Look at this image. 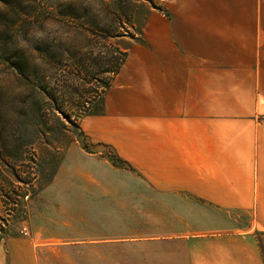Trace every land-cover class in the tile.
I'll list each match as a JSON object with an SVG mask.
<instances>
[{
  "label": "crops",
  "instance_id": "crops-1",
  "mask_svg": "<svg viewBox=\"0 0 264 264\" xmlns=\"http://www.w3.org/2000/svg\"><path fill=\"white\" fill-rule=\"evenodd\" d=\"M166 8L149 14L104 112L80 120L92 150L65 149L0 264H264V0ZM83 200L97 209L77 230L68 208Z\"/></svg>",
  "mask_w": 264,
  "mask_h": 264
},
{
  "label": "rangeland",
  "instance_id": "rangeland-1",
  "mask_svg": "<svg viewBox=\"0 0 264 264\" xmlns=\"http://www.w3.org/2000/svg\"><path fill=\"white\" fill-rule=\"evenodd\" d=\"M168 1L0 0V247L10 230L29 236L21 233L28 228V207L54 178L65 149L77 140L92 150L79 130L82 118L75 127L55 108L73 119L85 100L105 93L104 83L117 73L109 70L122 65L134 42H145L149 14L167 16ZM18 49L24 75L15 66ZM99 149L114 163L107 145ZM63 182L79 179L71 174ZM83 202L68 208L77 230L78 213L97 209Z\"/></svg>",
  "mask_w": 264,
  "mask_h": 264
},
{
  "label": "trees",
  "instance_id": "trees-1",
  "mask_svg": "<svg viewBox=\"0 0 264 264\" xmlns=\"http://www.w3.org/2000/svg\"><path fill=\"white\" fill-rule=\"evenodd\" d=\"M22 56H24L22 49H18V54H16V56H15V61H16L15 62L16 63L15 66L17 67L16 70L21 75H24L23 71L21 70L22 66L25 63L23 61V59H22ZM119 66H120L119 63L116 62V64L114 65V67L111 70H109V71L111 73L115 74L118 71ZM108 86H109V80H107L104 83L103 88L106 89ZM103 95H104V91L101 94L97 95V98L95 100H90V101H86L85 100V102H83V104H81V106H80L81 108H79V110L75 113V115H74L75 117L73 119L71 118V116L69 114H65V112L60 111L58 108H55V109L58 110L62 115H64V118H65V121L66 122H68V123H70V124H72L73 126L76 127L75 121L78 120L79 118H83V117L88 116V115L101 114L102 113V111H103V109H102L103 108L102 107V104H103ZM52 100L55 102L54 99H52ZM61 124H63V128L65 130H67V128L64 127L65 124H64L63 121L61 122ZM77 127L79 128V125H77ZM79 130H80V128H79ZM116 159L117 158L114 157L112 159V161L117 164L118 160H117V162L114 161Z\"/></svg>",
  "mask_w": 264,
  "mask_h": 264
},
{
  "label": "built area",
  "instance_id": "built-area-1",
  "mask_svg": "<svg viewBox=\"0 0 264 264\" xmlns=\"http://www.w3.org/2000/svg\"><path fill=\"white\" fill-rule=\"evenodd\" d=\"M21 233L24 235V236H27L29 234V231H28V228L27 227H23L21 229Z\"/></svg>",
  "mask_w": 264,
  "mask_h": 264
}]
</instances>
